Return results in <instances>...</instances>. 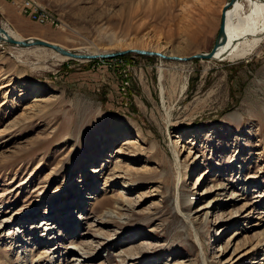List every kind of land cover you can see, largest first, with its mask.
<instances>
[{
	"label": "rangeland",
	"instance_id": "1",
	"mask_svg": "<svg viewBox=\"0 0 264 264\" xmlns=\"http://www.w3.org/2000/svg\"><path fill=\"white\" fill-rule=\"evenodd\" d=\"M4 1L0 25L22 39L102 54L149 37L191 57L211 51L230 0H37L61 27ZM105 60L0 43V262L59 264L49 251L83 242L90 264H264V43L233 61ZM218 184L249 197L196 215Z\"/></svg>",
	"mask_w": 264,
	"mask_h": 264
},
{
	"label": "bare ground",
	"instance_id": "2",
	"mask_svg": "<svg viewBox=\"0 0 264 264\" xmlns=\"http://www.w3.org/2000/svg\"><path fill=\"white\" fill-rule=\"evenodd\" d=\"M52 17L56 19L55 16H52ZM225 24H226V30H225V36L223 38V43L221 44L217 54L215 55L216 57L211 59V60L218 61V62H220V61L223 62V61H227V60H232V61L233 60H242V59H245V58L253 55V53H255L258 50V47L262 43H264V0H239L237 3H235L228 10L227 15H226ZM7 32L10 34V36H12L16 39L22 40V37L20 35H17L16 33H13L12 31H9V30H7ZM43 40H45V39H43ZM146 42H147L146 44L144 43L145 45L139 46V45L133 44V46L128 45L127 47H129V48H142L143 50L149 48L151 50L160 51V52L165 51L164 53H162V52L161 53L165 54L166 56H169V57H172V56L180 57L179 55H176L174 53V51H172L170 49L167 50V48L165 46L163 47L160 39H158V41L156 42L154 38L148 37ZM39 48H43V47H39ZM32 49H34V48H32ZM97 53H99V52L95 50L91 54H97ZM54 54H56L57 57H59L61 60H68V58L62 57L57 52H54ZM181 57H183V56H181ZM156 58H159V57H156ZM166 60L167 59H161V61L163 63ZM78 61H80V60H78ZM88 61H91V60H88ZM168 61L173 62L172 60H168ZM177 63L181 64L184 62L180 61ZM163 71L164 70H162L160 68L159 72L161 73V76H160V82L161 83H162L163 78H164ZM187 83H188V78H186V80H184L182 85H181L182 91H184V92H185V90L188 89ZM174 84H175V82H174ZM164 90L165 89L163 87H161V91H162L161 96L162 97H164V94H165ZM229 115L234 120L242 119V117H241L242 114L240 115L238 112H231ZM169 118H170V115L168 114V118H167L168 121H169ZM178 158H179V156L177 155L175 158L177 167L179 165V163H177ZM246 191H247V189L245 190L239 186H231V187L229 186L228 187V185H226V184H218L217 187L213 191V194H215V192H217L216 199L210 200L206 206L202 207L195 214L197 215L199 213L200 216L204 215L205 218L208 219L210 216L212 217V213H213L212 210H215L217 208V206L219 208L224 207V209H227V208L231 207L232 203H234V202L246 201L247 197H249L247 195ZM205 194L210 195L212 193L210 192V193H205ZM195 196H193L194 198H192V200L190 202V207H192L194 205V201L196 198ZM188 203H189V201H187V198H184V200L181 201V205L179 207V210L182 213L186 210L187 206H189ZM255 203H257V202H255ZM251 206H252V204H247L244 208L247 209V207H251ZM204 210L206 212L203 213ZM253 210H255V208ZM250 213H253V211L251 210ZM45 215L49 216V210H47L45 212ZM189 219L191 220V215H189ZM222 219L223 218H221V217L217 218V221L219 222L218 225L223 223ZM89 220H91V219H89V218H81L80 219L79 218V219H76L75 222L77 225L78 224L82 225L84 221H86L85 224H88ZM67 224L70 225L69 222ZM99 224L101 225L102 223H99ZM46 225L47 224H45V226ZM53 225L54 224H51V226H50V223H48V225L46 226L47 228L45 230H47L48 233H50V234H53V231H51V230H53V228H52ZM189 225H191V222L189 223ZM82 226H84V225H82ZM65 233L66 234H72L73 232L70 233V232L66 231ZM194 233H195L197 241L200 242L198 231L195 230ZM77 236H78L77 232L75 234H73V238L75 239L73 242H75V243L77 240L85 239L84 238L85 236H91V234L85 232V233L81 234L80 237H77ZM40 239H41V241H43L42 238H40ZM25 240L24 241L20 240V242H22V244L20 245V248L24 249L23 254L26 255L25 259H27V261H28V257H29L28 256V253H29L28 248H29V246H31L30 245L31 242H27ZM87 245H88V243L80 242L78 244L77 243L73 244L71 242V244L66 247L65 252L60 253L59 252L60 249H54L53 251L51 250V251H49V252L47 251V252H48V254L51 255V258H50L51 260L56 259L57 258L56 255L58 256L59 254H61L59 257H65V260L61 259L58 261L59 264H83V263L90 264L95 259V256L91 257L89 254V251L87 252V250L85 249ZM35 247H39V246L38 245L34 246V249H36ZM34 249L31 248L30 251L31 252L33 251V253H36L38 251V249H36L35 252H34ZM19 255H20V252H19ZM80 257H82L84 261H80ZM22 259H23V257H22ZM41 261L42 260H40V258H37L31 262H34L33 264H43V263H40ZM31 262H30V264H31ZM27 263H29V262H27ZM0 264H4V263L0 262Z\"/></svg>",
	"mask_w": 264,
	"mask_h": 264
},
{
	"label": "water",
	"instance_id": "3",
	"mask_svg": "<svg viewBox=\"0 0 264 264\" xmlns=\"http://www.w3.org/2000/svg\"><path fill=\"white\" fill-rule=\"evenodd\" d=\"M239 0H230L229 2H227L224 6V10L221 16V26H220V30L219 33L217 35L216 38V42L213 46V48L211 49L210 52L208 53H196L195 55H192L191 57H177V56H166L165 54L153 51V50H143V49H139V48H133V49H127V50H118L117 52H105L102 54H91V53H82V52H75L73 50H69L67 48H65L64 46L58 44V43H53V42H49L47 40H43L41 38H36V37H28V38H23L22 40L16 39L12 36H10V34L2 27V25H0V43H3L4 45H9V46H14L20 49H32V48H39V47H43L46 49H49L53 52H57L59 55H61L62 57L68 58L69 60L73 59V60H82V61H86V60H102V59H117V57H122V56H127V55H139V56H143L146 58L149 57H159L161 59H167V60H172L175 62H192L196 59L198 60H207V61H211V59L215 58L221 44L223 43V38L225 36V30H226V24H225V20H226V15L228 10L235 4L237 3Z\"/></svg>",
	"mask_w": 264,
	"mask_h": 264
},
{
	"label": "built area",
	"instance_id": "4",
	"mask_svg": "<svg viewBox=\"0 0 264 264\" xmlns=\"http://www.w3.org/2000/svg\"><path fill=\"white\" fill-rule=\"evenodd\" d=\"M12 2L19 9L21 15L27 16L33 22L50 25L51 27H61L60 20L53 18L48 9L43 7L37 0H12Z\"/></svg>",
	"mask_w": 264,
	"mask_h": 264
},
{
	"label": "crops",
	"instance_id": "5",
	"mask_svg": "<svg viewBox=\"0 0 264 264\" xmlns=\"http://www.w3.org/2000/svg\"><path fill=\"white\" fill-rule=\"evenodd\" d=\"M3 10H5L6 13L11 14L14 11V8L9 1L5 0L3 4Z\"/></svg>",
	"mask_w": 264,
	"mask_h": 264
}]
</instances>
